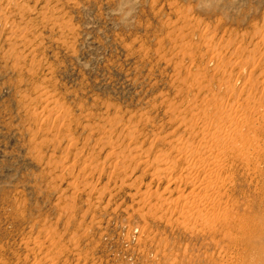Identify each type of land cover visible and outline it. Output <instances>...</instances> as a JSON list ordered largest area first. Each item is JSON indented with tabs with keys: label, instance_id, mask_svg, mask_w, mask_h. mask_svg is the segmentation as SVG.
<instances>
[{
	"label": "rangeland",
	"instance_id": "obj_1",
	"mask_svg": "<svg viewBox=\"0 0 264 264\" xmlns=\"http://www.w3.org/2000/svg\"><path fill=\"white\" fill-rule=\"evenodd\" d=\"M226 109L254 142L222 206L256 219L264 0H0V264H264L184 207L209 194L178 148Z\"/></svg>",
	"mask_w": 264,
	"mask_h": 264
},
{
	"label": "bare ground",
	"instance_id": "obj_2",
	"mask_svg": "<svg viewBox=\"0 0 264 264\" xmlns=\"http://www.w3.org/2000/svg\"><path fill=\"white\" fill-rule=\"evenodd\" d=\"M232 46V45H231ZM213 51V50H212ZM211 51V52H212ZM182 53V52H181ZM208 54V53H207ZM211 54V53H210ZM256 55V54H255ZM239 65V64H238ZM233 88V87H232ZM227 90H230L232 91V89H228ZM227 92V91H226ZM259 100V99H258ZM216 101V100H215ZM244 101V100H243ZM261 101V100H260ZM206 102V101H205ZM211 102V101H209ZM263 102V101H262ZM234 103V102H233ZM261 103V102H260ZM193 104V103H191ZM206 104V103H205ZM236 104V102H235ZM214 105V104H213ZM216 105V103H215ZM218 105V104H217ZM237 105V104H236ZM205 106V105H204ZM220 106V105H219ZM222 106V105H221ZM220 106V107H221ZM239 106V105H237ZM261 106V105H260ZM216 107V106H215ZM235 107V106H234ZM242 107V105H241ZM217 108V107H216ZM209 109V108H208ZM222 108H220L221 110ZM224 109V108H223ZM238 109V108H237ZM241 109V108H240ZM244 109V108H243ZM251 109V108H250ZM249 109V110H250ZM253 109V108H252ZM62 110V109H61ZM171 110V109H170ZM216 110V109H215ZM226 113H224V116L223 118H228L226 119L227 122H228V125L227 126H224L225 124H223L224 120L221 121V119L219 118H214L213 122L211 123L212 126L216 127L215 130L213 131H208V129L206 130V128H204L205 130H203V135L205 137V150L208 152V150H210V155L213 153V156L214 157H209L211 159H208V157H206V159L204 160H201L200 158L202 157V155H204L205 150H203V145L200 146L201 148H196V149H193V148H189V149H186L185 150L182 148H178V150L180 151V154H183V153H186L188 152V155H187V159H185L182 155H181V158L183 160H186L184 162L185 165H187V167L185 168L186 172L189 174V176H191V181L189 179V182L191 183V186H196V183H200L201 186L200 189L202 191V188L204 189L205 192H207V194L209 195H205V196H200L198 198V200L196 199H191V204L189 205V201L187 200L186 203L184 204H187L188 205H185L184 207L186 208L187 206H189L190 208H195L197 209L198 207H203L205 209H209V210H212V213L208 214L207 215H201V212H196L197 213V216L198 218L202 219L203 222L205 223H208L210 226H213L214 222L216 221H220L219 223H222L224 224L226 227H228V230H231V231H227L229 234H230V238L231 241H233L234 245L236 247L238 246H244L248 249H252V250H255V249H261L262 252L264 250V215H261L259 218H256V219H250L249 217L247 218H238V217H233L232 214L230 213H226L227 212V204L225 205V207L223 208L222 205H224L223 203V196L224 195L222 193V190H226L225 187H227L228 185H231V178L232 176H229L227 174V177L224 178V174L223 173L224 171L226 173H229L228 171V167L226 166L228 162V160L230 159H233V158H237L238 156L239 157H242L244 155H246L245 153V150H243V147H241L239 145L240 142L244 141L245 143H253L254 142V138L249 134H244L243 130H244V125L246 123H242L244 122L242 119H239V118H236V119H233L232 116L234 113L233 112V109H226ZM242 110V109H241ZM203 111V110H202ZM207 111V110H206ZM211 111V110H210ZM236 111V110H235ZM218 112V111H217ZM59 113V112H58ZM64 113V112H63ZM204 114V113H203ZM236 114V113H235ZM246 114V113H245ZM66 115V114H65ZM217 115V113H216ZM201 116V115H200ZM209 116V115H208ZM243 116V115H242ZM44 117V116H43ZM216 117V116H215ZM221 118V117H220ZM50 119H51V116H50ZM239 119V120H238ZM245 120V119H244ZM224 121V122H223ZM257 121V120H255ZM248 122V121H247ZM195 124V123H193ZM260 124V123H259ZM183 125V124H182ZM188 125V124H187ZM224 126V127H223ZM193 127V125L191 126V128ZM196 127V126H194ZM197 128V127H196ZM192 129H195V128H192ZM210 129V128H209ZM259 129V128H258ZM200 131V130H199ZM195 132V130H194ZM197 132V131H196ZM202 132V131H201ZM197 134V133H196ZM195 135V134H194ZM198 136V134H197ZM196 136V137H197ZM200 136V135H199ZM259 138V137H257ZM256 138V139H257ZM196 139V138H195ZM117 142V141H116ZM243 143V142H242ZM182 144V143H181ZM184 145V144H183ZM182 145V146H183ZM186 145V144H185ZM260 145V144H259ZM190 146V145H189ZM252 146V144H251ZM191 147V146H190ZM246 149V148H245ZM250 149V148H249ZM247 149V150H249ZM253 149V148H252ZM177 150V151H178ZM255 150V148H254ZM257 150V148H256ZM255 150V151H256ZM182 151V152H181ZM212 151V153H211ZM255 151L254 154H255ZM261 151V150H260ZM259 151V152H260ZM252 152V153H253ZM208 154V153H207ZM207 154L205 156H207ZM216 156H215V155ZM260 154V153H259ZM161 155V154H160ZM179 155V154H178ZM199 155V158L197 157ZM124 156V155H123ZM203 156V157H205ZM250 156V155H249ZM257 156V155H256ZM261 156V155H260ZM196 157H197V160H196ZM255 157V156H253ZM258 157V156H257ZM245 158L243 157V160ZM259 159V158H258ZM134 160V159H133ZM258 161V160H257ZM248 162V161H247ZM246 162V163H247ZM254 162V161H253ZM256 162V161H255ZM255 162L253 164H255ZM259 162V161H258ZM123 163V162H122ZM175 163V162H174ZM174 163L172 164H169V165H166V168L164 170H158V172L160 171L159 174H161L162 172L164 174L168 173V172H173L175 169L178 168V165L176 166ZM177 163V162H176ZM234 163V162H232ZM241 163V162H240ZM146 164V163H145ZM184 164V163H183ZM235 164V163H234ZM249 164V163H248ZM140 165V164H139ZM157 165V164H156ZM181 165V164H180ZM228 165V164H227ZM230 166V165H229ZM233 166V165H232ZM252 166V165H251ZM231 167V166H230ZM93 169V168H92ZM198 169H202L204 171V174L203 175V179L198 181L197 180V177L196 175L193 174V172H195L196 170ZM250 169V168H249ZM174 173V172H173ZM158 175V174H157ZM170 175V174H169ZM159 176V175H158ZM182 177V176H181ZM180 177V181L182 180ZM183 178V177H182ZM167 179V178H165ZM187 179V178H186ZM173 180V179H172ZM171 180V181H172ZM185 180V179H184ZM175 181V180H174ZM179 181V182H180ZM188 181V180H186ZM178 182V181H177ZM188 182V183H189ZM186 183V182H185ZM187 183V184H188ZM190 183L188 185H190ZM76 188V187H75ZM228 190V189H227ZM226 190V191H227ZM196 191V190H195ZM229 191V190H228ZM194 192V191H193ZM192 192V193H193ZM226 193V192H225ZM195 195V194H194ZM193 196V198L196 196ZM182 198L179 197L177 200H173V201H176L177 205H180L182 200ZM186 199V198H185ZM167 202V201H166ZM188 208V207H187ZM251 208V207H250ZM218 213V215H216L215 213ZM255 213V212H254ZM264 214V213H263ZM196 216V214H195ZM200 221V220H198ZM215 222V223H216ZM218 223V222H217ZM216 223V224H217ZM42 232V231H41ZM228 234V235H229ZM227 236V235H226ZM225 236V237H226ZM230 241V242H231ZM258 242H260V244L258 245ZM232 245V243H231ZM54 246V245H53ZM50 260V259H49Z\"/></svg>",
	"mask_w": 264,
	"mask_h": 264
},
{
	"label": "clouds",
	"instance_id": "obj_3",
	"mask_svg": "<svg viewBox=\"0 0 264 264\" xmlns=\"http://www.w3.org/2000/svg\"><path fill=\"white\" fill-rule=\"evenodd\" d=\"M118 14L122 15V13L119 11V9H118ZM131 15H132V12H129V13H128V16L130 17ZM121 22L123 23V22H125V21L122 20Z\"/></svg>",
	"mask_w": 264,
	"mask_h": 264
}]
</instances>
